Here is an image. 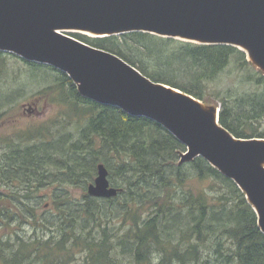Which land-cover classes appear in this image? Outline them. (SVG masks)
Instances as JSON below:
<instances>
[{"label":"trees","instance_id":"trees-1","mask_svg":"<svg viewBox=\"0 0 264 264\" xmlns=\"http://www.w3.org/2000/svg\"><path fill=\"white\" fill-rule=\"evenodd\" d=\"M72 36L116 54L155 82L218 106L219 123L235 137L264 138V74L238 47L142 31ZM10 56L18 58L0 51V77L8 74ZM20 60L30 70L55 72L53 85L38 93L57 104L60 123L72 124L76 137L52 131L51 124L15 138L0 135V180L25 183L24 193L10 189L7 197L0 191V217L11 218L19 211L14 203L24 204L26 220L49 232L29 239L16 235V247L0 239L4 264H264V233L233 180L202 157L179 163L185 146L154 120L83 97L67 74ZM231 75L232 86L215 88ZM1 97L5 102L10 96ZM98 163L119 189L116 196L88 195ZM50 183L53 218H37L26 203L37 187Z\"/></svg>","mask_w":264,"mask_h":264},{"label":"water","instance_id":"water-1","mask_svg":"<svg viewBox=\"0 0 264 264\" xmlns=\"http://www.w3.org/2000/svg\"><path fill=\"white\" fill-rule=\"evenodd\" d=\"M77 30L233 45L264 74V0H0V51L53 66L81 96L161 124L185 146L179 163L202 157L235 182L264 233V138L235 137L219 123V108L64 34ZM86 191L111 198L119 189L98 163Z\"/></svg>","mask_w":264,"mask_h":264},{"label":"rangeland","instance_id":"rangeland-1","mask_svg":"<svg viewBox=\"0 0 264 264\" xmlns=\"http://www.w3.org/2000/svg\"><path fill=\"white\" fill-rule=\"evenodd\" d=\"M74 33L76 32H64V34L69 36ZM6 66L8 74L0 77V92H4L6 97H10L5 99V102L4 98L1 97L0 99V102H4L3 105H0V135L6 138H15L19 133L29 128L41 127L42 129L51 124L52 131L55 130L57 132L60 129L66 132L73 131L72 136L76 137V131L72 124L63 125L60 123L62 119L57 110V104L49 99L48 94L39 95L38 93L43 88L53 85L55 72L49 69L30 70L29 66L23 61L11 56L6 58ZM234 82V75L230 77L223 76L220 81L217 80L215 82V88L216 85L218 87L225 85L224 89H226L232 86ZM60 106L67 111L64 105ZM34 108H36V112ZM27 110L29 111L27 112ZM2 153V149H0V163H2ZM10 189H18L20 190L19 193H24L25 183L18 181L7 183L0 180L1 193L8 197ZM36 189V192L31 193L33 196L31 201L26 204L34 207V213L37 218L45 217L51 220L53 218L54 186L50 183ZM69 190L76 197L81 195V191L78 188ZM9 198L12 199V197ZM24 200L26 199L24 198ZM36 200L39 201L36 202ZM14 205L19 207V211L16 214L11 218L7 214V217L6 215L0 217V239H11V246L16 247V235L23 239H29L35 235H49L48 231L42 230L39 226L35 227L33 220L29 222L26 220V206L24 204L20 205L15 202ZM15 216H18L20 221L9 222V219ZM51 227L53 228V226ZM0 264L4 263L0 260ZM70 264H81V260L77 259V261H73Z\"/></svg>","mask_w":264,"mask_h":264},{"label":"bare ground","instance_id":"bare-ground-1","mask_svg":"<svg viewBox=\"0 0 264 264\" xmlns=\"http://www.w3.org/2000/svg\"><path fill=\"white\" fill-rule=\"evenodd\" d=\"M71 32H76L77 34H81V35H83V36H87V37H90V38H96V37H104L105 35L104 34H101V35H99V36H97L96 34H93V33H90V32H84V31H81V30H77V31H71ZM141 32V31H140ZM69 36V35H68ZM72 36V35H71ZM70 36V37H71ZM107 36H111V35H107ZM72 38H75V39H77V40H79V41H82V42H84L83 40H81V39H79V38H77V37H75V36H72ZM84 43H86V42H84ZM86 44H88V43H86ZM90 45V44H89ZM92 46V45H91ZM94 47V46H93ZM98 48V47H97ZM101 49V48H100ZM104 50V49H103ZM106 51V50H105ZM3 52V51H2ZM109 52V51H108ZM5 53H10V52H5ZM112 53V52H111ZM12 54V53H11ZM114 54V53H113ZM15 55V54H14ZM116 55V54H115ZM15 56H17V55H15ZM18 58H20L19 56H17ZM121 58V57H120ZM20 59H22V58H20ZM24 60V59H23ZM25 61H27V60H25ZM27 62H30V61H27ZM33 63H36V62H33ZM37 64H41V63H37ZM43 65H47V64H43ZM48 66H50V65H48ZM51 67H53V66H51ZM53 68H55V67H53ZM55 69H57V68H55ZM58 70V69H57ZM60 71V70H59Z\"/></svg>","mask_w":264,"mask_h":264},{"label":"flooded vegetation","instance_id":"flooded-vegetation-1","mask_svg":"<svg viewBox=\"0 0 264 264\" xmlns=\"http://www.w3.org/2000/svg\"><path fill=\"white\" fill-rule=\"evenodd\" d=\"M29 110H27V112H28ZM34 111L36 112V108H34Z\"/></svg>","mask_w":264,"mask_h":264}]
</instances>
